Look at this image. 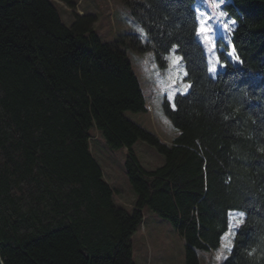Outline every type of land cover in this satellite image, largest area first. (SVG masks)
<instances>
[{"label": "trees", "instance_id": "trees-1", "mask_svg": "<svg viewBox=\"0 0 264 264\" xmlns=\"http://www.w3.org/2000/svg\"><path fill=\"white\" fill-rule=\"evenodd\" d=\"M75 8L77 0H59ZM196 0H127L150 40L127 47L154 51L168 66L183 56L190 90L165 102L179 135L164 142L125 113L148 111L128 53L104 42L92 14L69 27L52 0H0V254L4 264H135L132 237L149 207L186 244L218 250L230 212L244 211L221 264H264V0H232V42L242 66L228 61L214 78L198 40ZM129 39V38H128ZM97 129L137 193L132 211L116 202L94 156ZM143 140L165 163L146 169L134 145Z\"/></svg>", "mask_w": 264, "mask_h": 264}, {"label": "rangeland", "instance_id": "rangeland-1", "mask_svg": "<svg viewBox=\"0 0 264 264\" xmlns=\"http://www.w3.org/2000/svg\"><path fill=\"white\" fill-rule=\"evenodd\" d=\"M67 26L71 27L76 15L92 14L97 20L94 29L104 42L118 45L130 57L137 72L146 99L148 111H127L125 115L147 130L157 134L164 142L171 143L179 135L172 120L166 114L165 102L176 107V97L190 90L186 80L187 69L183 56L177 47L167 55L168 66L163 67L156 59L154 51L142 53L127 47L131 36L139 34L146 42L150 38L134 20L127 0H77L71 8L59 0H52ZM232 0H196L199 31L198 40L203 44L209 62V73L216 78L224 71L228 61L222 60L220 51H225L228 60L235 66H242L236 54L232 36L238 21L231 16L227 4ZM207 21L209 31L201 32L202 21ZM129 38V39H128ZM215 68L216 71H211ZM90 140L92 152L103 168L108 182L116 189V202L132 211L136 205L137 193L129 181L125 160L126 149H113L105 137L97 130L92 131ZM140 163L146 169H156L165 163V157L143 140L134 145ZM144 221L132 237L135 264H186V244L172 223L149 207L143 210ZM244 211L230 212V228L222 238L218 250H199L200 264H221L234 245L238 227L245 220ZM239 222V223H238Z\"/></svg>", "mask_w": 264, "mask_h": 264}, {"label": "snow or ice", "instance_id": "snow-or-ice-1", "mask_svg": "<svg viewBox=\"0 0 264 264\" xmlns=\"http://www.w3.org/2000/svg\"><path fill=\"white\" fill-rule=\"evenodd\" d=\"M208 31H209V29L207 27V21L206 20L205 21H202L201 32L207 33ZM211 71L215 72L216 69L215 68H212Z\"/></svg>", "mask_w": 264, "mask_h": 264}, {"label": "water", "instance_id": "water-1", "mask_svg": "<svg viewBox=\"0 0 264 264\" xmlns=\"http://www.w3.org/2000/svg\"><path fill=\"white\" fill-rule=\"evenodd\" d=\"M0 264H4L2 257H1V254H0Z\"/></svg>", "mask_w": 264, "mask_h": 264}, {"label": "crops", "instance_id": "crops-1", "mask_svg": "<svg viewBox=\"0 0 264 264\" xmlns=\"http://www.w3.org/2000/svg\"><path fill=\"white\" fill-rule=\"evenodd\" d=\"M105 174V173H104Z\"/></svg>", "mask_w": 264, "mask_h": 264}]
</instances>
